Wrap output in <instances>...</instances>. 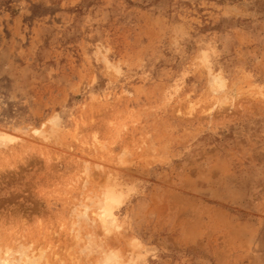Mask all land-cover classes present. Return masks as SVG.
I'll return each instance as SVG.
<instances>
[{
	"label": "rangeland",
	"instance_id": "374dc122",
	"mask_svg": "<svg viewBox=\"0 0 264 264\" xmlns=\"http://www.w3.org/2000/svg\"><path fill=\"white\" fill-rule=\"evenodd\" d=\"M0 133V259L264 264V0H0Z\"/></svg>",
	"mask_w": 264,
	"mask_h": 264
},
{
	"label": "bare ground",
	"instance_id": "6f19581e",
	"mask_svg": "<svg viewBox=\"0 0 264 264\" xmlns=\"http://www.w3.org/2000/svg\"><path fill=\"white\" fill-rule=\"evenodd\" d=\"M12 140H15L13 137H10L8 135H4L0 133V142H10ZM1 144V143H0ZM103 198V199H102ZM102 200L98 201V211L95 214V216L98 218L101 227L103 228L104 232L111 231V227H116L115 224V216H114V210L115 208L119 207L122 203L121 196L119 193H117L114 189L107 190L102 194ZM86 207H84L83 210V217L86 218L85 212ZM18 254L17 260H11V259H0V264H40L39 260L40 257H44L42 253H39L38 256L29 255L25 250H16L14 252L9 251L5 253L4 257H14V254ZM103 260H100L99 264H117V257L114 255H104ZM38 257V258H37Z\"/></svg>",
	"mask_w": 264,
	"mask_h": 264
}]
</instances>
